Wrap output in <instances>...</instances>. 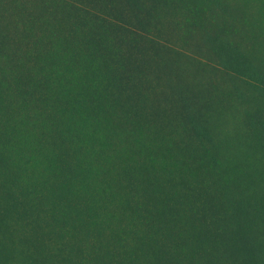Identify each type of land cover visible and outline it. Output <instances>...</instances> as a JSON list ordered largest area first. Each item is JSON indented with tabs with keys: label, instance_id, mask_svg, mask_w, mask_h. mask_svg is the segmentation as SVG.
<instances>
[{
	"label": "trees",
	"instance_id": "16d2710c",
	"mask_svg": "<svg viewBox=\"0 0 264 264\" xmlns=\"http://www.w3.org/2000/svg\"><path fill=\"white\" fill-rule=\"evenodd\" d=\"M256 1L0 0V55L18 66L23 97L54 98L71 114L106 104L176 129L174 151L215 177L214 190L160 183L154 200L131 206L129 264L137 253L210 264L208 251L205 263L197 253L201 241L219 245L229 264H264V0ZM228 118L233 129L219 128ZM30 207L11 201L17 213ZM31 234L25 242L37 243Z\"/></svg>",
	"mask_w": 264,
	"mask_h": 264
},
{
	"label": "rangeland",
	"instance_id": "374dc122",
	"mask_svg": "<svg viewBox=\"0 0 264 264\" xmlns=\"http://www.w3.org/2000/svg\"><path fill=\"white\" fill-rule=\"evenodd\" d=\"M18 72L9 54L0 55V132L7 133L0 137V253L8 264H129L133 249L127 231L136 201L154 200L160 183L167 191L191 184L214 190L215 177L174 151L182 140L176 129L134 121L106 104L71 114L54 98L23 97ZM233 125L228 118L219 128ZM12 200H31L33 207L17 213ZM177 226L188 224L180 220ZM33 232L40 240L25 242ZM196 246L201 262L208 251L210 264H229L218 259L219 245ZM93 247L106 259L95 261ZM137 255L142 258L136 264H158Z\"/></svg>",
	"mask_w": 264,
	"mask_h": 264
}]
</instances>
